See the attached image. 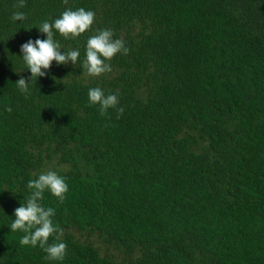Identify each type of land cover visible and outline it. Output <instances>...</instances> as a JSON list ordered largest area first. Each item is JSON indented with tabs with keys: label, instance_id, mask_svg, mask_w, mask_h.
<instances>
[{
	"label": "trees",
	"instance_id": "1",
	"mask_svg": "<svg viewBox=\"0 0 264 264\" xmlns=\"http://www.w3.org/2000/svg\"><path fill=\"white\" fill-rule=\"evenodd\" d=\"M0 0V264H264V0ZM71 8L95 13L76 39L79 61L29 82L21 45ZM27 16L13 22V12ZM110 29L128 54L85 74V45ZM116 94L101 115L88 91ZM11 108L9 112L6 109ZM52 162L63 260L11 232L29 180ZM97 231L117 253L70 230Z\"/></svg>",
	"mask_w": 264,
	"mask_h": 264
},
{
	"label": "clouds",
	"instance_id": "2",
	"mask_svg": "<svg viewBox=\"0 0 264 264\" xmlns=\"http://www.w3.org/2000/svg\"><path fill=\"white\" fill-rule=\"evenodd\" d=\"M63 2L67 4L68 0ZM24 6L25 0H17L14 5L16 8ZM11 19L13 22L23 21L27 19V16L24 12L15 11ZM94 19L95 13L91 10L69 8L53 22H42L38 28L41 33L46 34L47 39H30L21 45L22 59L25 68L30 70L31 76L30 78L21 76L16 81L17 88L25 94L29 93V82L47 75L45 70L51 68L53 61L58 65L69 62L76 65L80 51L70 49L62 52L60 43L54 39V34L58 32L65 39H76L91 28ZM85 49V58L81 66L85 74L90 77H99L106 72H111L112 66L107 61H111L118 53L126 55L129 52L122 39H113V32L110 29L98 30L95 35L90 36ZM88 100L90 104L99 105L101 115H107L108 109L111 108L116 110L117 119H119L124 112L123 107H118V96L105 95L104 90L99 87L89 89ZM6 110L12 111L10 107ZM27 188L30 190V195L26 198V203H22L15 209V219L10 225L11 232L25 233L19 240L20 245L39 246L47 253L46 259L63 260L66 255V243L49 244V238L54 234H56V241H60L63 229L53 224L52 217L55 215V209L43 207L40 201L43 200L45 191H48L62 203L68 191V185L63 177L50 170L41 173L36 179L29 180Z\"/></svg>",
	"mask_w": 264,
	"mask_h": 264
},
{
	"label": "rangeland",
	"instance_id": "3",
	"mask_svg": "<svg viewBox=\"0 0 264 264\" xmlns=\"http://www.w3.org/2000/svg\"><path fill=\"white\" fill-rule=\"evenodd\" d=\"M51 165L52 162H48L47 168H43L41 172L46 173L50 171ZM70 230L74 232L79 238L92 241L95 245L98 246V248L102 253L105 252V253H110L112 255L117 253L116 248H114V246L111 243H107L104 240H102V238L96 233L97 231H87V230L81 231L74 227H70Z\"/></svg>",
	"mask_w": 264,
	"mask_h": 264
}]
</instances>
